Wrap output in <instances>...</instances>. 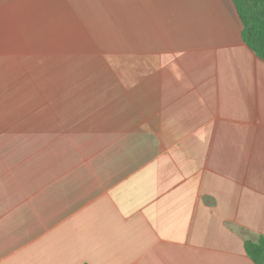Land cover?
<instances>
[{
	"label": "crops",
	"instance_id": "0c3cea01",
	"mask_svg": "<svg viewBox=\"0 0 264 264\" xmlns=\"http://www.w3.org/2000/svg\"><path fill=\"white\" fill-rule=\"evenodd\" d=\"M232 0H0V264H256L264 61ZM23 75L55 98L26 130Z\"/></svg>",
	"mask_w": 264,
	"mask_h": 264
},
{
	"label": "trees",
	"instance_id": "16d2710c",
	"mask_svg": "<svg viewBox=\"0 0 264 264\" xmlns=\"http://www.w3.org/2000/svg\"><path fill=\"white\" fill-rule=\"evenodd\" d=\"M241 21L243 42L264 61V0H232ZM245 250L256 264H264V235L245 240Z\"/></svg>",
	"mask_w": 264,
	"mask_h": 264
},
{
	"label": "rangeland",
	"instance_id": "374dc122",
	"mask_svg": "<svg viewBox=\"0 0 264 264\" xmlns=\"http://www.w3.org/2000/svg\"><path fill=\"white\" fill-rule=\"evenodd\" d=\"M25 87V113L26 130H33L34 117L46 115L50 103L55 101L50 99L49 77L50 75H23Z\"/></svg>",
	"mask_w": 264,
	"mask_h": 264
}]
</instances>
